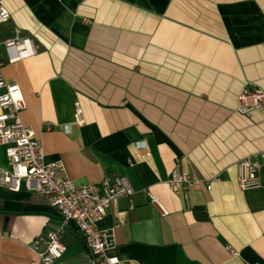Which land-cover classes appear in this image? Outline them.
<instances>
[{
    "label": "crops",
    "instance_id": "0c3cea01",
    "mask_svg": "<svg viewBox=\"0 0 264 264\" xmlns=\"http://www.w3.org/2000/svg\"><path fill=\"white\" fill-rule=\"evenodd\" d=\"M0 4L11 13L0 43L19 28L37 50L10 64L2 47V73L22 91V121L46 163L76 185L125 176L135 190L98 224L114 232L109 254L129 264H264V105L238 111L243 90L264 91V0ZM247 158H259L262 186L243 192ZM3 170L11 168L0 147V178ZM174 171L217 181L176 196L166 184ZM51 232L67 247L58 264H97L50 196L0 184V264H41L33 245Z\"/></svg>",
    "mask_w": 264,
    "mask_h": 264
},
{
    "label": "built area",
    "instance_id": "2783aa9c",
    "mask_svg": "<svg viewBox=\"0 0 264 264\" xmlns=\"http://www.w3.org/2000/svg\"><path fill=\"white\" fill-rule=\"evenodd\" d=\"M11 21L10 11L0 4V26ZM8 52V63L13 64L34 57L37 53L34 42L15 28L14 35L0 43V147L5 148L11 170H3L0 184L11 191H20L23 186L30 192L50 196L51 205L57 208L65 224H74L82 233L87 248L97 258V264H129L109 254L114 245V232L99 229L112 203L119 198H132L135 190L128 178L116 176L105 179L100 185H76L62 175L63 167L58 163L48 164L42 142L35 138L32 128L22 121L27 105L19 86L8 82L2 73L5 63L1 59V48ZM264 105V91L246 88L238 98V111L250 116ZM75 122L86 124L84 110L79 101L75 104ZM261 164L259 158H247L238 165V186L246 192L261 188ZM217 180H205L195 174L174 171L166 184L176 196L187 197L190 192L205 187L209 192ZM153 206L162 216L168 211L151 192H147ZM40 245L44 246L39 251ZM38 251L41 264H58L67 247L61 242L60 232H51L33 245ZM235 258L239 252L227 247ZM260 264V263H257Z\"/></svg>",
    "mask_w": 264,
    "mask_h": 264
}]
</instances>
